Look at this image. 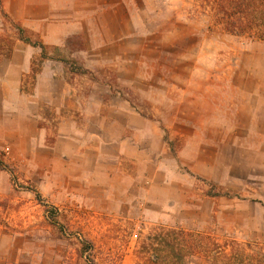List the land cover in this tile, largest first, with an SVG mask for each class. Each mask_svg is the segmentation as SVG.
Wrapping results in <instances>:
<instances>
[{"label":"rangeland","instance_id":"obj_1","mask_svg":"<svg viewBox=\"0 0 264 264\" xmlns=\"http://www.w3.org/2000/svg\"><path fill=\"white\" fill-rule=\"evenodd\" d=\"M239 2L251 7L243 34L214 0H89L80 6L96 5L93 16L58 44L22 33L0 6V54L19 41L33 55L24 114L0 109V264H264V0ZM122 108L163 134L157 177L169 187L154 189L148 168L128 188L134 200L78 181L76 159L31 156L16 132L22 119L37 143L83 138L94 115Z\"/></svg>","mask_w":264,"mask_h":264},{"label":"crops","instance_id":"obj_2","mask_svg":"<svg viewBox=\"0 0 264 264\" xmlns=\"http://www.w3.org/2000/svg\"><path fill=\"white\" fill-rule=\"evenodd\" d=\"M17 1L16 4L14 0H2L11 19L18 22L23 29L40 33L51 44L66 41L69 35L75 33L76 28L81 26L80 19L85 13L93 16L97 8L94 4L91 7L80 6L85 5L89 0ZM62 16L64 18H61ZM96 16L99 17L98 14ZM53 28H60L61 32L56 35L52 31ZM39 41L46 46L45 51L41 48L43 50L42 59L54 60L48 56L46 42ZM17 43L9 55L0 54V77L3 78L0 80V109L5 107L9 111H18L22 115L25 101V94L22 90L25 86L23 77L32 71L33 55L30 47L28 53L25 51L23 53L21 47L26 48L25 45L19 41ZM43 73L46 76L47 72ZM38 85H42V81L38 82ZM256 109L260 110L259 115L264 118V107ZM239 116L240 123L252 122L250 113H242ZM94 118L97 119L93 120L90 130L83 138L73 134L70 136L63 134L58 135L54 142L45 143L47 139V133H45L39 136L37 143L36 140L32 141L38 137L35 122L29 123L28 128H23L22 119H19L16 132L22 139L30 141L31 145L27 147L29 151L32 150L31 156L42 157L44 155V159L50 160V164L60 166H67L69 161L76 159L78 164L70 166L71 169H67L68 173L77 172L73 177L78 181L98 182L94 184L99 186L100 190L106 191L105 188L112 187L115 190L121 189V193L117 196L121 201H127L129 198L130 200L137 199V196L128 191V188L130 189L134 184L139 187L144 186L142 172H149L148 168L155 174V178H152L156 179L152 184L154 189L169 187L161 183L162 181L160 182L157 177L161 167L157 165L159 159L156 157H158L159 143H162L163 134L152 120L127 108L109 110L100 114L99 117L94 115ZM263 118L260 123L264 127ZM261 132L263 134L261 139L264 140V128ZM246 162L249 165V160ZM252 162L254 164V160ZM73 167L75 168L72 169Z\"/></svg>","mask_w":264,"mask_h":264},{"label":"trees","instance_id":"obj_3","mask_svg":"<svg viewBox=\"0 0 264 264\" xmlns=\"http://www.w3.org/2000/svg\"><path fill=\"white\" fill-rule=\"evenodd\" d=\"M214 10L218 13V14H222L225 15L226 18H228V25L226 26L227 30H229L230 32L236 33V34H243L246 32V27L249 24H245L246 21H243V16L241 15V13L245 10H249L250 7V3H246V5H242L239 0H214ZM0 6H1V12L4 16H6V18L14 23V21L11 19V17L4 11L3 7H2V3L0 0ZM231 7V9L229 8ZM15 25L17 26V28L22 31L23 33V28L19 23H15ZM21 40H25L29 43H32V40L29 37H23L21 35ZM35 45L40 46L44 51L46 50V46L42 43V42H34ZM72 68L78 70L79 72H83L86 73L88 72L86 69H82L81 67H77L74 64L70 65ZM1 166H4L2 163H0ZM36 192V191H35ZM37 197L39 200H43L42 196L39 192H36ZM48 206H46L47 208Z\"/></svg>","mask_w":264,"mask_h":264},{"label":"built area","instance_id":"obj_4","mask_svg":"<svg viewBox=\"0 0 264 264\" xmlns=\"http://www.w3.org/2000/svg\"><path fill=\"white\" fill-rule=\"evenodd\" d=\"M134 236H135V234H134ZM137 236V235H136Z\"/></svg>","mask_w":264,"mask_h":264}]
</instances>
